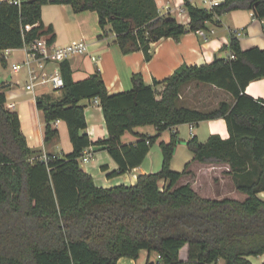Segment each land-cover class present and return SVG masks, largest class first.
Listing matches in <instances>:
<instances>
[{"label":"trees","instance_id":"trees-1","mask_svg":"<svg viewBox=\"0 0 264 264\" xmlns=\"http://www.w3.org/2000/svg\"><path fill=\"white\" fill-rule=\"evenodd\" d=\"M69 4L76 12L99 15L103 35L110 30L123 52L143 49L150 58V44L162 37H179L205 29L215 17L236 9H251L264 20V0H224L212 8L185 0L190 22L161 14L156 0H14L0 1V52L22 48L50 35L42 8ZM28 26H31L28 29ZM229 49L234 59L217 58L204 65H181L154 85L133 76L131 90L110 94L100 72L76 81L68 60L61 62L63 96L37 97L44 117V140L59 135L57 120L68 125L73 151L64 155L32 148L22 130L19 113L8 106L7 84L0 85V264H117L122 257L139 258L143 250L156 252L157 262L147 264H253L250 256L264 254V99L246 93L253 80L264 77V49H242L233 35ZM0 59L5 64V58ZM192 81L226 90L234 102L221 101L211 110L178 104L182 87ZM99 98L109 136L92 141L82 100ZM224 118L230 136L212 134L186 141L193 158L182 171L171 162L179 134L159 145L160 170L139 173L133 185L103 187L82 165L85 148L105 149L117 163L110 178L139 167L161 134L180 124ZM154 125L157 134L137 133L125 143L122 136L138 126ZM226 163L244 200L211 198L191 182L192 165ZM105 170L108 167H104ZM189 246L188 260L180 258ZM264 264V263H263Z\"/></svg>","mask_w":264,"mask_h":264},{"label":"crops","instance_id":"crops-1","mask_svg":"<svg viewBox=\"0 0 264 264\" xmlns=\"http://www.w3.org/2000/svg\"><path fill=\"white\" fill-rule=\"evenodd\" d=\"M189 1L196 6L210 8L205 0ZM156 2L161 14H166L171 7H185V0H156ZM42 18L46 27L53 26L56 46L79 40L90 42L89 53L74 55L68 59L73 70V77L79 81L100 72L110 94L131 90L134 86L133 76L135 74H141L146 84L154 85L156 81H162L171 76L183 64L204 65L212 63L217 58H225L231 53L229 45L233 35H237L244 50L252 47L264 49V20L256 18L251 9H236L215 17V20L209 22L204 29L205 36L197 31H188L179 37H162L150 44V58L146 57V52L143 49L129 53L123 52L117 43L115 33L110 30L103 35L104 30L100 25L99 15L96 11L76 12L69 4H46L42 8ZM50 36L51 34L46 37ZM0 54L5 58V64L0 59V85H9L6 90L7 103L11 109L19 113L22 130L27 137L28 144L44 153L64 155L72 152L74 147L69 136L68 125L64 120H59L56 123L59 135L51 142H45L44 117L36 106L38 96L49 94L52 98L57 99L63 96V91L49 87H37L32 91L25 87L29 82L27 70L14 71L12 69L14 63L23 62L26 59L25 48H11L7 56L4 55V50ZM91 54L97 55L98 59L94 60ZM54 66L55 64H50L49 68L52 69ZM192 83L212 89L213 92L220 95L223 94L225 97L218 99L216 106L224 100L234 102L232 95L224 89L197 81H192ZM246 93L256 99H264V77L250 82ZM81 103L86 105V131L92 141L108 138L109 132L100 99H85ZM188 107L202 109L199 106L189 105ZM182 128H186L184 132L186 135L189 131L191 137L196 135L201 141H206L212 134H219L223 138L230 136L226 120L216 118L195 124L177 125L164 131L156 143L159 144L162 139L168 141V132L170 134L177 132L181 134L180 137H184V140L187 139L185 134L182 135ZM137 133L155 135L157 128L154 125L138 126L133 132H127L122 136L123 142L136 141ZM183 145L185 144L178 145L176 153ZM91 148L94 150V158L89 163V168L83 167L93 175L96 183L103 187L119 184L133 185L137 182L139 173L156 172L160 170L163 162L162 150L158 145L156 153L151 148L139 167L110 178L108 173L117 168V163L107 150H98L95 145H92ZM155 154L157 158L160 154V161L155 159ZM104 167H108V169L105 170ZM194 167L199 171L206 168H224L225 172L230 169L229 164L226 163L195 162L193 163ZM225 175L230 177L228 174ZM211 181L217 184L214 177ZM260 196L264 198V191L260 192ZM214 198L219 197L214 196ZM188 256L189 246L186 245L180 252V258L187 261ZM250 260L253 264H263L264 254L250 256ZM157 261L158 254L156 252L143 250L139 258L122 257L117 264H147ZM218 264H226V262L224 259H220Z\"/></svg>","mask_w":264,"mask_h":264},{"label":"built area","instance_id":"built-area-1","mask_svg":"<svg viewBox=\"0 0 264 264\" xmlns=\"http://www.w3.org/2000/svg\"><path fill=\"white\" fill-rule=\"evenodd\" d=\"M16 3H20L21 0H14ZM210 5V8L218 5L224 0H205ZM178 19L183 24L190 22V16L187 8L182 6L171 7L167 13ZM31 26H28L30 29ZM198 33L205 36V30L199 29ZM27 52V57L23 62L14 63L12 69L14 71H20L26 69L29 75V82L26 84L28 90L34 91L37 87H49L54 90H61L64 87V79L61 71V62L68 60L74 55L85 54L90 52V42L87 40L74 41L72 43L56 46L53 43H49L46 36L38 38L31 43H26L24 47ZM10 49L4 50V55L7 56L10 53ZM91 57L96 60L97 55L91 54ZM225 58L234 59L235 54L230 53ZM55 64L50 69L49 65ZM59 120L56 121V123ZM55 123V124H56ZM57 126V124H56ZM192 130V129H191ZM193 131V130H192ZM47 159V155L44 153L42 156ZM94 158V150L87 147L83 151L82 163L91 162ZM160 257V256H159ZM214 264H218L214 263Z\"/></svg>","mask_w":264,"mask_h":264},{"label":"rangeland","instance_id":"rangeland-1","mask_svg":"<svg viewBox=\"0 0 264 264\" xmlns=\"http://www.w3.org/2000/svg\"><path fill=\"white\" fill-rule=\"evenodd\" d=\"M194 82V81H193ZM198 84H193L192 82L184 85L181 90V96L178 101L179 105L182 106H199L202 108V110H211L218 106H216V102L218 99H222L225 96L222 94H218L217 92H213L212 89H207L202 87ZM201 88V89H200ZM194 108V107H193ZM199 109V108H198ZM186 128H182L181 132L182 135H186L185 132ZM179 134V133H178ZM168 140L171 138L170 132H168ZM181 134H179V137ZM167 138V135H165ZM183 142L182 144H185L183 146H180L178 149L175 157H173L171 162V167L174 170L182 171L185 168V165L187 162H189L193 158V153L189 149L188 146H186V141L191 138V135L189 134V131H187L186 138L183 139L180 137ZM158 143H155L151 148H153V151H157ZM160 154L158 158L155 154V159L160 161ZM88 163H82V165L85 168H89ZM224 168H217V169H202V170H196V168H193L192 165V171L193 175L186 176L182 178L180 181L181 183L191 182L194 188L203 196H210L211 198H214V196H217L219 198L223 197H233L239 200H244L246 198V194L239 191L236 187V184L232 177H227L226 171L224 172ZM212 177H214L217 180V184H214L212 180ZM100 181V180H99ZM99 183V182H98ZM159 258V255H158Z\"/></svg>","mask_w":264,"mask_h":264}]
</instances>
